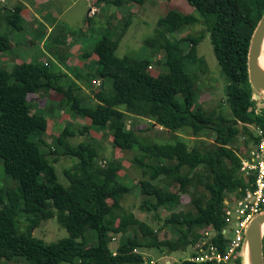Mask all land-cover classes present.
<instances>
[{"label":"trees","instance_id":"16d2710c","mask_svg":"<svg viewBox=\"0 0 264 264\" xmlns=\"http://www.w3.org/2000/svg\"><path fill=\"white\" fill-rule=\"evenodd\" d=\"M5 1L0 0V11L7 9L9 14L0 19L12 29L22 30L19 7L8 9L3 6ZM124 1L143 0L93 3L121 7ZM187 1L199 16L170 9L158 19L153 37L145 41L150 50L163 53L157 64H163L164 70L157 74L149 70L151 55L116 56L131 22L128 18L121 25L106 23L119 30L118 37L105 34L84 52L83 59L92 56L97 64L95 72H65L49 60L14 62L11 70L0 67V162L7 177L6 185H0V264L16 260L21 264H143L145 259L137 249L152 247L167 253L192 249L189 258L170 264H243L241 248L227 261L191 258L198 253L195 245L204 239V247L210 244L221 255L226 254L224 200L229 195L240 197L252 182L251 176L247 179L239 172L238 153L244 155L250 143L259 141L255 128L264 132V106L254 98L247 76L249 42L263 14L264 0ZM94 15L87 17L88 24ZM197 23L205 30L172 37ZM205 31L228 79L225 103L231 111L229 118L222 110H207L196 103L195 80L186 71L187 60L204 66V60L197 56V45ZM8 48V37L0 33V51ZM86 65L83 68L89 67ZM105 79H109L107 84ZM93 84L99 88H86ZM50 91L57 97L53 103L56 111L63 109L72 116L88 118L89 125L75 128L64 123L57 135L46 141V116L33 108L27 96L35 93L45 97ZM87 98L92 104L85 102ZM128 117L145 119L148 128L176 134V140L160 143L142 136L127 127ZM91 129L107 130L114 148L135 153L133 164L147 175L137 181L148 197L143 207L171 210L164 223L174 226L175 239H159L155 229L123 209L121 200L131 188L119 174L120 160L101 163L94 142L72 143L77 134ZM186 131L195 139L192 146L179 134ZM206 132L214 135L209 143L204 141ZM240 133L244 135L241 147L234 145ZM60 156L77 160L64 171L68 186L58 181L53 165ZM159 178L164 184L157 181ZM172 185L175 191L170 189ZM183 195L189 198L187 208L174 211L182 205ZM19 215L26 217L25 230L19 227ZM51 218L69 236L49 243L35 238L32 229ZM130 228L134 234L126 236ZM117 234L119 243L111 250L109 243ZM262 245L264 257V235Z\"/></svg>","mask_w":264,"mask_h":264},{"label":"rangeland","instance_id":"374dc122","mask_svg":"<svg viewBox=\"0 0 264 264\" xmlns=\"http://www.w3.org/2000/svg\"><path fill=\"white\" fill-rule=\"evenodd\" d=\"M91 5H94L93 0H87ZM123 3L121 7L115 5L107 4L96 16H92L89 19V26H85L88 22L86 21V0H61L60 2V11H64V14L59 19L58 26L54 29L53 33L45 38L43 41L44 35L34 38V43L31 45L27 42V36L25 32L17 31L12 29L7 23L2 20L0 24V33L7 36L9 39L16 40V46L14 50H11L8 54V60L5 63H0V67H3L7 70H11L14 66V58L18 54L20 59L27 60L29 58L31 61H39V57L43 54L46 55L50 63L59 67L64 66L69 69L65 62H61L62 53L67 52H77L80 50L79 55L69 54L76 58L77 65H74L70 68L71 71L82 72H95L97 64H94L92 58H86L83 60L84 52L90 51L96 41H98L105 34L110 37L117 38L119 30L117 28L107 27L105 19L107 15L119 9L121 13V18L119 17V25L125 23V21L130 19V24L127 27V30L121 37L119 41L118 48L115 51L116 56L123 57L125 55L135 56V57H145L151 55L152 62L149 67L150 72L157 74V71L164 70L163 64H157L160 57L162 58V52H154L150 50L146 45L145 41L154 35L155 28L157 26L158 19L163 17L168 10L174 9L184 14H194L199 16V13L187 0H143L141 3L127 1ZM52 5V3L50 4ZM65 21V22H63ZM24 28H27V23H23ZM64 27L63 29H61ZM205 27L201 23H197L192 26H185L181 30L177 31L172 35V37L180 38L184 37L187 34H196L197 32L204 31ZM63 32H69L73 38H76L75 42H71L69 45H58L55 41L59 37V34ZM43 44L45 45V51L42 49ZM78 45V46H77ZM59 50L57 54H53L54 50ZM197 56L201 57L204 61V66L192 63L187 60L185 63L186 71L191 74L195 80V87L197 89V102L202 105L204 109L207 110H222L225 115L229 118L231 116V111L225 103L226 97V86L228 84V79L222 73L216 57L214 55L212 45L210 42V36L207 31H205L204 38L197 45ZM93 62V63H90ZM84 64H87L83 68ZM63 71L67 72L64 68ZM105 84L109 82V79H105ZM81 82V81H80ZM85 82V81H84ZM83 84V83H82ZM86 86V85H85ZM86 88L96 90L98 89L97 84L87 85ZM90 94V92L88 93ZM28 101L32 103L35 110L43 113L46 116L48 121V127L46 130L45 140L50 142L51 138L57 135L59 130L62 128L64 123L69 122L73 127L80 128L84 125H89L88 118H81L78 115H70L69 112L63 109L55 110L54 101L57 100V97L54 95V91H50L45 97L38 96V94H28ZM254 98L260 104L264 106V99L262 95L255 94ZM93 100L86 99L85 102L92 104ZM127 127L133 129L140 135L148 137L149 139L157 142H174L176 140V134H167L165 130H161L159 127H149V122L145 119H132L128 117ZM252 127V126H251ZM180 136L184 138L187 143L192 146L194 138H189L191 133L186 131L185 133L179 132ZM204 135V141L211 142L214 138V135L210 132H206ZM193 137V136H192ZM182 139V140H184ZM190 139V140H189ZM82 140H89L94 142L95 147L99 152V162L107 159H117L120 160L122 165L119 170V174L124 182L131 189L123 199L121 200V205L123 209L127 212H132L135 217L143 221L151 228L157 231L159 239H175L176 232L174 231V226L172 224L165 225V219L169 217L171 210L160 208L157 211L148 210L143 207V201L148 197L144 194L141 188L137 185V181L147 175H143L142 169L133 164V157L135 155L132 151H121L118 148H114L111 144V136L108 131L105 130L104 133L98 132L97 130L91 129L88 130L84 135L77 134L74 138L71 139L72 143H78ZM184 140V141H185ZM244 140L243 134L237 135V141L234 144L237 146L240 144L241 147ZM200 145V140L198 139ZM251 143L248 145L250 146ZM239 150H237V153ZM242 155L241 153H238ZM76 159L68 156H60L59 160L54 163L56 170V175L58 181L64 186H68V180L64 175V171L67 168H70L76 163ZM6 176L3 173L2 164L0 162V185H6ZM160 179V180H159ZM157 181H160L164 184V181L159 178ZM172 191L176 190V186H169ZM107 205H110L111 201L107 200ZM181 203L177 210L186 209L187 204L189 203V198L187 196H181ZM26 217L25 215H19L17 220L19 222V227L21 230H25L26 226ZM134 234L133 228H130L126 232V236H132ZM32 235L35 238L41 239L47 243L57 241L61 238L68 237L69 234L65 228H63L55 218H51L47 221H42L38 226L32 229ZM115 239H112L109 243L111 250H115L120 239V234L113 235ZM140 237V234H138ZM80 240V239H78ZM84 241V239L82 240ZM140 252L147 264H170L172 262H179L181 260L187 259L191 255L192 249L190 247L186 249L176 250L170 253H167L165 250L161 251L157 248H140L137 249ZM92 263V262H89ZM11 264H21L19 261H14ZM66 264V263H62Z\"/></svg>","mask_w":264,"mask_h":264},{"label":"built area","instance_id":"2783aa9c","mask_svg":"<svg viewBox=\"0 0 264 264\" xmlns=\"http://www.w3.org/2000/svg\"><path fill=\"white\" fill-rule=\"evenodd\" d=\"M5 1V0H2ZM97 8L94 5L89 7L88 14L94 15ZM99 81H96L98 83ZM254 132L259 136V141L251 143L248 151L240 156L239 172L242 176L252 177L249 188L240 197L229 195L224 200L226 209L224 211V220L226 226L222 233L226 237L227 252L223 256L217 252L216 248L210 244L206 247L205 239L195 245L198 250L196 256L191 259L194 261H227L232 254L242 247L245 229L251 219L264 208V132L260 128H255ZM204 235H209L207 232ZM143 264H147L145 261Z\"/></svg>","mask_w":264,"mask_h":264},{"label":"crops","instance_id":"0c3cea01","mask_svg":"<svg viewBox=\"0 0 264 264\" xmlns=\"http://www.w3.org/2000/svg\"><path fill=\"white\" fill-rule=\"evenodd\" d=\"M60 2L61 0H6L3 6L8 9L13 8L15 6L19 7L20 15L23 19V23H27L28 25L27 28H24L23 26V29L19 31L26 33V36L28 39L27 42L32 45L34 43L35 37L44 35L42 39L43 41L45 38H48L53 33L56 26H58V23L60 21L59 19L62 17L65 11V10L60 11ZM86 2H87V7H86L87 16L86 17H88L89 16L88 11H89V7L91 6V4L87 0ZM51 3L52 5H50ZM123 3L129 4L127 1H124ZM102 5H103L102 2L94 4V6L97 8V11L94 16L99 14L100 11L104 8V6L102 7ZM4 14L5 15L9 14L7 9L0 11V17ZM119 17L121 18V13L119 12V9L112 11L107 15L105 19V23L107 24L111 23L113 24V26H116L119 23V20H120ZM2 20L3 19H0V24ZM85 26H89V24L87 23L85 24ZM63 28L64 27H62L61 29ZM55 41L57 42L58 45L66 46V45H69L72 41L75 42L76 38H73L69 32H66V33L63 32V36H62V33L59 34V37L56 38ZM16 44H17L16 40L8 38L9 48L5 49L4 51H0V63L3 64L8 60V55L6 54H8L9 51L11 54V50L12 49L14 50V46H16ZM42 49L44 51L46 49L44 44H43ZM58 51L59 50L56 49L52 53L57 54ZM79 52L80 50H78L77 52H67L65 54L62 53L63 56H61V62H65L66 65L69 67V69L65 68L62 65H61V68H64L67 72H70V68L72 67L74 70L75 69L74 65H77L76 63L77 59L73 58V56H70L69 54L79 55ZM90 58H92V56ZM14 61L15 63H19L21 61L29 62L31 60L29 58H27V60H22L17 54L16 57L14 58ZM39 61L43 63V61H48V58L46 57L45 54H43L39 57Z\"/></svg>","mask_w":264,"mask_h":264},{"label":"water","instance_id":"95a60500","mask_svg":"<svg viewBox=\"0 0 264 264\" xmlns=\"http://www.w3.org/2000/svg\"><path fill=\"white\" fill-rule=\"evenodd\" d=\"M264 39V11L250 38L247 52V76L255 94L264 93V70L258 65ZM264 208L255 215L245 229L241 247L242 262L245 264L247 251L248 264H264L262 239L264 235Z\"/></svg>","mask_w":264,"mask_h":264},{"label":"bare ground","instance_id":"6f19581e","mask_svg":"<svg viewBox=\"0 0 264 264\" xmlns=\"http://www.w3.org/2000/svg\"><path fill=\"white\" fill-rule=\"evenodd\" d=\"M258 65L259 67L264 70V39H263V44H262V51H261V55L258 59ZM257 95V94H256ZM264 98V93L261 94ZM259 104V103H258ZM264 228V225H263ZM245 264H248V256H247V251H245Z\"/></svg>","mask_w":264,"mask_h":264}]
</instances>
